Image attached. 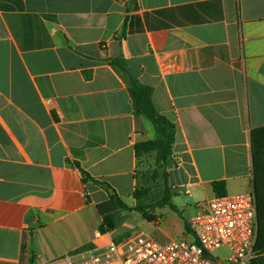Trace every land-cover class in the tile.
<instances>
[{"label": "crops", "instance_id": "1", "mask_svg": "<svg viewBox=\"0 0 264 264\" xmlns=\"http://www.w3.org/2000/svg\"><path fill=\"white\" fill-rule=\"evenodd\" d=\"M118 57L176 127L166 182L188 199L170 211L180 229L153 215L158 242L193 239L214 182L264 196V0H0V264L85 253L117 231L100 232L98 205L110 189L134 196L135 145L158 138Z\"/></svg>", "mask_w": 264, "mask_h": 264}, {"label": "built area", "instance_id": "2", "mask_svg": "<svg viewBox=\"0 0 264 264\" xmlns=\"http://www.w3.org/2000/svg\"><path fill=\"white\" fill-rule=\"evenodd\" d=\"M197 209L188 223L191 241L162 244L138 234L117 243L106 235L98 248L43 264H250L258 233L256 195L216 196Z\"/></svg>", "mask_w": 264, "mask_h": 264}, {"label": "trees", "instance_id": "3", "mask_svg": "<svg viewBox=\"0 0 264 264\" xmlns=\"http://www.w3.org/2000/svg\"><path fill=\"white\" fill-rule=\"evenodd\" d=\"M127 29V21L124 25V32ZM111 64L120 66L131 78L132 87L130 89V96L133 103V110L135 115L146 116L155 126L158 133L156 140L147 142L137 143L135 145V151L137 157L143 155L152 154L154 152L163 151L162 156L164 159L169 155L171 157L173 144L175 143L176 127L169 121L165 116L161 115L154 107L152 101L153 89L149 86L142 84L136 77H134L130 69L128 68L125 60L122 57H118L110 60ZM258 136V138H257ZM254 173L255 176L264 183V128L254 132ZM84 181L92 180V177L84 170H82ZM108 187V186H106ZM213 189L217 196L226 195V184L224 181H218L213 183ZM149 189L143 190L136 189L134 196L138 198L143 192H147ZM257 198V209H258V225L259 235L264 241V196L259 193L258 188L255 190ZM110 201L108 203L99 204L98 210L103 217V222L100 226V232L102 234L112 232L116 229V221L114 212L119 209H129L127 204L119 197L115 192L109 194ZM171 207L176 211L177 208L171 203ZM143 212V215L148 218L149 221H154L156 218L153 215H148L146 211L138 208ZM187 230L190 231L189 226H186ZM258 242L254 249V258L250 264H264V246L260 251L256 252ZM256 252V253H255ZM34 261L32 260L31 264Z\"/></svg>", "mask_w": 264, "mask_h": 264}, {"label": "rangeland", "instance_id": "4", "mask_svg": "<svg viewBox=\"0 0 264 264\" xmlns=\"http://www.w3.org/2000/svg\"><path fill=\"white\" fill-rule=\"evenodd\" d=\"M162 154L163 151L161 150L142 157L138 174L143 181L142 185L140 184L138 189L143 190L148 188L149 190L147 192H143L142 195L138 196V198H135V196L125 197L124 202L127 204L129 209H119L114 212L115 221L117 223V231L114 233L113 237L117 243L123 242L129 237L140 233L151 235L153 238L160 241L158 238L160 233L157 230V226L152 224L138 208H141L142 210L144 209L148 215H164L167 219H165V222L161 225L163 228L180 229V222L173 218L172 214H170L171 209L174 210L171 207V203H174L173 205L175 206V204H177L175 199L177 196L181 197V200L183 201H187L188 196L185 193L174 195V191L167 185L166 172L171 163V157L168 155L166 159H164ZM193 209L194 210L191 213L192 215H195L198 209L196 207ZM183 239H186L187 241L192 240L189 235H187L185 237L178 238L177 241H181ZM257 242L258 245L256 252L260 251L262 246H264V241L259 235V225ZM217 254H221L224 257L226 252L220 251Z\"/></svg>", "mask_w": 264, "mask_h": 264}, {"label": "water", "instance_id": "5", "mask_svg": "<svg viewBox=\"0 0 264 264\" xmlns=\"http://www.w3.org/2000/svg\"><path fill=\"white\" fill-rule=\"evenodd\" d=\"M109 193L113 194V193H114V191H113L112 189H110V190H109Z\"/></svg>", "mask_w": 264, "mask_h": 264}]
</instances>
